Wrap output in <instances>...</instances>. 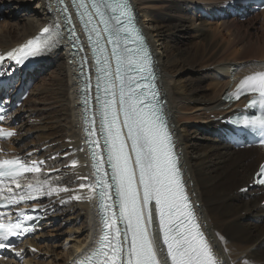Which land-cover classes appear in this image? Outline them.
I'll return each mask as SVG.
<instances>
[{
  "label": "bare ground",
  "instance_id": "obj_1",
  "mask_svg": "<svg viewBox=\"0 0 264 264\" xmlns=\"http://www.w3.org/2000/svg\"><path fill=\"white\" fill-rule=\"evenodd\" d=\"M230 1L130 0L152 51L165 113L202 229L224 264H264V207L260 205L264 188L249 185L264 159V148L248 149L258 155L254 161L247 160L241 155L247 149L234 150L217 129L224 108L233 106L225 105L221 97L234 80L264 70V11L257 15L248 11L242 22L223 8ZM2 3L8 4H4L7 9L3 12L7 20L0 23V52L33 37L55 17L50 0H0ZM202 12L212 15V20ZM76 70L77 62L69 49L61 47L43 55L34 70L26 73L34 85L15 114L19 123L14 126L18 137L13 143L17 145L13 150L20 155L32 153V160L56 156L48 169L60 170L45 178L71 192L84 182L78 177H87L88 168L85 151H78L84 141L83 94ZM94 92L92 89V97ZM6 144L12 149L10 142ZM75 157L79 163L74 169L65 167ZM229 184L232 187L228 188ZM247 186L241 193L240 189ZM77 194L81 200L56 209L40 222L38 232L29 240L40 250L45 237L43 223L52 226L56 220L70 226L62 231L65 225H57V237L80 229L83 239L64 253L65 259L59 264L77 258L98 232L96 200H88L87 191ZM43 248L54 253L56 246L45 242ZM22 257L20 264H37V255L27 249Z\"/></svg>",
  "mask_w": 264,
  "mask_h": 264
},
{
  "label": "snow or ice",
  "instance_id": "obj_2",
  "mask_svg": "<svg viewBox=\"0 0 264 264\" xmlns=\"http://www.w3.org/2000/svg\"><path fill=\"white\" fill-rule=\"evenodd\" d=\"M72 2L83 9L79 15L92 47L96 73L95 110L90 74L89 82L81 89L86 93L82 98L83 132L93 179L78 177L88 181L79 187L89 189L88 200L98 201L101 225L96 247L79 264H168L169 260L170 264H224L198 222L173 133L158 100L152 56L134 23L129 0H91L92 11L85 0ZM66 23L71 24L72 20L66 17ZM59 29V23L54 29L43 28L41 35L9 51L7 58L22 65L29 58L50 52L61 43ZM69 35L75 38V30L69 29ZM4 59L0 56V62ZM248 95L253 98L247 106L259 105L264 112V71L245 75L226 98L239 100ZM3 103L0 98V105ZM4 111L0 107V113ZM3 119L4 115H0V121ZM234 123L258 128L264 136V115ZM13 135L0 128V138ZM42 164H26L19 158L0 160V178L10 179L17 189H22L14 193L11 187L7 188L8 195L3 196L6 206L69 191L50 185L45 190L49 181L39 177L34 184L20 183L26 173H41ZM254 183L264 186V165H260ZM70 199L78 201L82 197L73 195ZM25 221H34V217L20 211L13 221L11 216L0 213V249L14 250V240L34 231L35 223L26 225ZM157 229L166 246L164 260L158 258Z\"/></svg>",
  "mask_w": 264,
  "mask_h": 264
},
{
  "label": "rangeland",
  "instance_id": "obj_3",
  "mask_svg": "<svg viewBox=\"0 0 264 264\" xmlns=\"http://www.w3.org/2000/svg\"><path fill=\"white\" fill-rule=\"evenodd\" d=\"M27 1H29V0H27ZM4 4H6V3L0 4V12H2L0 15V17L2 18V20H0V23L7 20L5 18L6 16L3 15V12L7 9V7L6 8L4 7ZM10 4H14V3L9 2V5ZM35 7H36V5L31 6V10L34 11ZM29 123H30V121H29ZM41 146H43V145H41ZM42 150H44L43 147H42ZM250 151L251 150L247 149L246 151L242 152L241 155H242V157L246 158L247 160H253L254 161L256 159L255 156L258 154L255 152H252V151L250 152ZM230 187H232V186L229 184L228 188H230ZM230 193H233V191ZM60 223H62V222H60L59 220H56L55 223L52 224V226L49 225L50 223L48 225H45L43 223V226H45V227L43 228L42 232H43V234H45V237H43V239L41 240L42 241L41 242L42 247H40V250L38 249L39 251L36 252L37 259H35L34 262H36L37 264H42L43 262L50 261V260H53L54 262H56V264L61 263L65 259L64 253L70 252L73 248V245L76 243V241H81L83 239L84 236L82 235L81 232H79L80 229H79V231H75L76 234L74 232L72 234L69 231V232L63 234L61 237H57V234H56L54 228H56L57 225H60ZM62 225H65L64 228L62 229V231L66 230L68 227H70L66 223L65 224L62 223ZM77 226H79V223H77ZM71 234H72V236H70ZM76 238H77V240H76ZM43 242L44 243L48 242L49 245L56 246V248L54 249L55 250L54 253L52 252V249H49L48 250L49 252L48 251L46 252L45 248H43V244H44ZM64 249H65V252H64Z\"/></svg>",
  "mask_w": 264,
  "mask_h": 264
}]
</instances>
